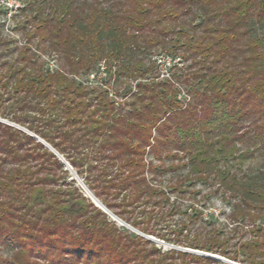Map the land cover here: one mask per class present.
Masks as SVG:
<instances>
[{
  "label": "trees",
  "instance_id": "16d2710c",
  "mask_svg": "<svg viewBox=\"0 0 264 264\" xmlns=\"http://www.w3.org/2000/svg\"><path fill=\"white\" fill-rule=\"evenodd\" d=\"M16 11L25 44L0 27V120L24 131L0 122V264H218L118 230L33 136L107 207L141 209L146 220L125 222L163 241L156 226L180 213L170 195L207 185L238 241L189 229L201 223L191 216L176 243L264 264V0H30ZM161 56L190 62L182 101L171 78L154 77Z\"/></svg>",
  "mask_w": 264,
  "mask_h": 264
},
{
  "label": "rangeland",
  "instance_id": "374dc122",
  "mask_svg": "<svg viewBox=\"0 0 264 264\" xmlns=\"http://www.w3.org/2000/svg\"><path fill=\"white\" fill-rule=\"evenodd\" d=\"M30 0H0V27L4 35L8 36L18 46L25 44V39L21 34L19 27L24 24V17L19 14L16 9L24 8ZM42 60L46 65L51 69L55 70L56 67L60 65V62L53 55H43ZM152 60L156 61L154 77H157V81L168 80L171 78L175 84L179 86L182 94L180 95V100H184V94L186 93L185 88L189 82H191V74L193 70L190 69L191 65L189 61H183L182 63H170L167 64L164 57H153ZM113 78L105 77L104 75H99L97 82L103 85V88H108L111 96L114 95V82ZM6 124H10L13 127H16L20 130H23L21 127L12 125L11 123L1 121ZM36 141L44 145L46 149L52 152L59 162L62 164L63 169L67 172V181L70 183L71 187H74L86 200H88L91 205L102 213L108 220L109 223L113 224L118 230H121L123 233L128 234L129 236L137 237L143 241L148 242L149 244L155 247V250L160 254H165L169 251L182 252L188 255L201 256L204 258H209L218 264H245L242 261V258L239 257L238 261H231L229 259L220 257L218 255L207 254L201 251L192 250L181 245H178L175 241V238L181 240L180 235H173L174 230L178 226V223L183 221L186 217L194 216L197 219L201 220L198 224L192 226L189 225V229L193 230L194 228H199L201 224L203 228L209 229L213 226L219 229L226 231L229 234V239L232 240V244L238 241L239 236H236L231 227H227L230 210L227 203L223 200V197L219 193H215L214 189H209L207 185H202L200 182L191 181L187 182L184 185V188L180 192H176L173 195H170V201L174 203L175 206L179 208L178 214L171 217L169 220L156 226L155 232L159 233L161 236H166V239L163 241L160 237L153 235H146L140 232L139 228L131 226V222H125V220L136 219L141 222V220H146L145 216L141 213V209H117L115 204L110 199H106L107 203L111 207H107L101 201L104 198H98L90 191L87 187L85 177L79 176L70 165L58 154L56 153L49 145L40 140L38 137L33 136ZM177 174H172L167 172L159 180V183L165 192L169 193L170 186L175 182V177ZM109 198V197H108ZM124 220V221H123ZM185 236V233H183ZM148 249V245H145Z\"/></svg>",
  "mask_w": 264,
  "mask_h": 264
}]
</instances>
